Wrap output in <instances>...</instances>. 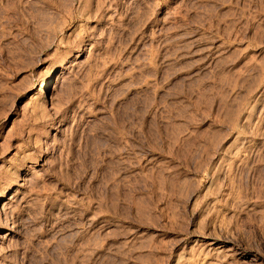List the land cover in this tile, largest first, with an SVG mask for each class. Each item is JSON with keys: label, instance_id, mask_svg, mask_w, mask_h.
<instances>
[{"label": "rangeland", "instance_id": "rangeland-1", "mask_svg": "<svg viewBox=\"0 0 264 264\" xmlns=\"http://www.w3.org/2000/svg\"><path fill=\"white\" fill-rule=\"evenodd\" d=\"M0 264H264V0H0Z\"/></svg>", "mask_w": 264, "mask_h": 264}, {"label": "bare ground", "instance_id": "bare-ground-1", "mask_svg": "<svg viewBox=\"0 0 264 264\" xmlns=\"http://www.w3.org/2000/svg\"><path fill=\"white\" fill-rule=\"evenodd\" d=\"M59 72V71H58ZM51 78V76H49L46 80L42 81L40 84L41 86L39 88H37L39 94H43L45 91V84L47 83V81H49ZM46 92V91H45Z\"/></svg>", "mask_w": 264, "mask_h": 264}]
</instances>
